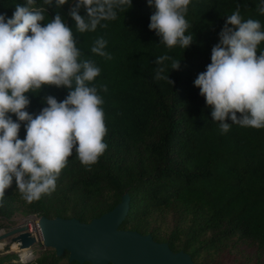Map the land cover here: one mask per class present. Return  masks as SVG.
I'll return each mask as SVG.
<instances>
[{
    "label": "trees",
    "instance_id": "16d2710c",
    "mask_svg": "<svg viewBox=\"0 0 264 264\" xmlns=\"http://www.w3.org/2000/svg\"><path fill=\"white\" fill-rule=\"evenodd\" d=\"M260 2L191 0L186 19L194 41L184 49L168 48L150 30L155 9L147 0H132L130 9L116 10L115 20L85 33L76 31L68 15L73 0L60 8L55 0L51 5L36 0L34 7L46 10L44 22L61 14L73 28L81 59L101 70L90 86L103 99L107 148L91 166L82 164L73 150L55 191L39 200H25L14 181L0 196V217L21 209L89 222L113 209L129 191L131 207L121 228L151 233L174 251L184 249L199 264H218L221 255H243L250 248L264 254V128L232 124L222 132L194 84L211 63L226 16L239 7L244 19L264 25V15L257 11ZM25 3L0 0V15L11 18L15 6ZM81 15H86L83 9ZM101 37L110 60L91 52ZM162 55L181 60L179 70L171 69L172 60L165 62L164 75L174 85L154 78L156 58ZM49 95L63 101L68 89L47 86L29 93L27 110L39 113ZM227 122L232 123L230 118ZM19 135H26L23 125ZM68 255L44 251L23 261L6 254L0 255V264H80L70 262Z\"/></svg>",
    "mask_w": 264,
    "mask_h": 264
},
{
    "label": "clouds",
    "instance_id": "9594fccd",
    "mask_svg": "<svg viewBox=\"0 0 264 264\" xmlns=\"http://www.w3.org/2000/svg\"><path fill=\"white\" fill-rule=\"evenodd\" d=\"M68 2L55 0L58 8ZM44 3L51 5L53 0ZM147 3L155 9L149 28L160 43L168 48L192 45L186 19L191 0ZM35 4L36 0H26L15 6L11 18L0 15V196L15 181L28 202L55 191L73 150L82 164L91 166L107 148L103 99L90 86L101 70L93 61L81 59L73 28L64 17L57 13L45 23L46 10ZM131 7L132 0H73L68 15L76 31L85 33L95 31L102 21L115 20L117 9ZM81 9L86 15H81ZM257 11L264 15V0ZM262 42L264 25L257 19H244L238 7L226 16L211 63L194 81L224 133L232 124L264 128V51L258 52ZM106 46L107 41L98 38L91 52L110 60ZM169 60L167 55L156 58L154 78L174 85L164 75ZM180 66L181 60H172V70ZM47 86L66 88L68 95L63 101L49 95L39 113H30L28 94ZM229 118L232 123L227 122ZM22 125L23 139L19 135Z\"/></svg>",
    "mask_w": 264,
    "mask_h": 264
},
{
    "label": "water",
    "instance_id": "95a60500",
    "mask_svg": "<svg viewBox=\"0 0 264 264\" xmlns=\"http://www.w3.org/2000/svg\"><path fill=\"white\" fill-rule=\"evenodd\" d=\"M130 207L131 195L125 191L113 209L89 222L76 217L40 216L36 226L39 234H34L28 223L0 230V242L6 240L0 255L11 252L15 242L22 249L42 242L45 249H54L56 256L68 252L69 261L80 264H199L184 249L174 251L167 241H157L151 233L121 228Z\"/></svg>",
    "mask_w": 264,
    "mask_h": 264
},
{
    "label": "rangeland",
    "instance_id": "374dc122",
    "mask_svg": "<svg viewBox=\"0 0 264 264\" xmlns=\"http://www.w3.org/2000/svg\"><path fill=\"white\" fill-rule=\"evenodd\" d=\"M40 215L38 214H28L21 209L15 210L9 217H0V230L8 231L12 228L19 227L24 224H29L31 231L34 234H39V232L35 229L37 226L38 218ZM4 244H0L2 247ZM16 245V244H14ZM14 245L12 247L11 252L5 253L3 255H11L17 254L22 258L27 257L30 252H32V258L39 257L44 251L54 252V249L47 248L45 249L42 242L36 243L33 245L31 249L17 251L13 250ZM2 256V255H1ZM22 260V259H21ZM218 264H264V254H260L259 251L255 249H246L243 255H221L218 261Z\"/></svg>",
    "mask_w": 264,
    "mask_h": 264
},
{
    "label": "bare ground",
    "instance_id": "6f19581e",
    "mask_svg": "<svg viewBox=\"0 0 264 264\" xmlns=\"http://www.w3.org/2000/svg\"><path fill=\"white\" fill-rule=\"evenodd\" d=\"M30 229H31V228H30ZM35 229H37L36 226H35ZM0 233H3V231H0ZM0 244H4V245H5V244H6V240L0 242ZM14 244H16V245H14ZM4 245H3L2 247H0V250H3V249H4V248H3ZM13 245H14L13 250H17V251L27 250V248L22 249V248L20 247V244H19L18 242L13 243V244H12V247H13ZM12 247H11V250H12Z\"/></svg>",
    "mask_w": 264,
    "mask_h": 264
},
{
    "label": "built area",
    "instance_id": "2783aa9c",
    "mask_svg": "<svg viewBox=\"0 0 264 264\" xmlns=\"http://www.w3.org/2000/svg\"><path fill=\"white\" fill-rule=\"evenodd\" d=\"M32 252H30V254L27 256V257H25V258H22L21 257V259L23 260V261H26V260H29V259H32Z\"/></svg>",
    "mask_w": 264,
    "mask_h": 264
}]
</instances>
